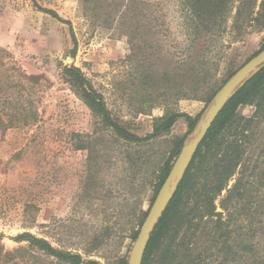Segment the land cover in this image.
I'll use <instances>...</instances> for the list:
<instances>
[{"label": "rangeland", "instance_id": "rangeland-1", "mask_svg": "<svg viewBox=\"0 0 264 264\" xmlns=\"http://www.w3.org/2000/svg\"><path fill=\"white\" fill-rule=\"evenodd\" d=\"M261 3L0 0V47L26 72L50 80L36 124L0 129V248H23L20 264H68L16 239L28 231L84 259L127 261L157 195L159 169L176 143L182 139V148L194 135L185 115L202 116L226 80L263 49ZM65 65L81 68L113 118L137 135L153 132L167 113L182 115L149 142H125L76 93ZM200 70H209L204 81L194 75ZM254 110L243 105L238 113ZM263 144L264 122L251 140L252 160Z\"/></svg>", "mask_w": 264, "mask_h": 264}, {"label": "trees", "instance_id": "trees-1", "mask_svg": "<svg viewBox=\"0 0 264 264\" xmlns=\"http://www.w3.org/2000/svg\"><path fill=\"white\" fill-rule=\"evenodd\" d=\"M39 7L63 20L56 11ZM261 8L259 14L264 13V0ZM199 27L195 25L194 31ZM200 71L194 74L197 81L206 80L209 70ZM63 73L102 123L125 142H149L169 131L182 115L167 113L156 120L153 132L137 135L113 118L103 94L94 88L81 68L65 65ZM49 83L45 74L26 72L7 49L0 47V129L36 124L40 118L41 91ZM243 105L255 107L251 116L238 113ZM185 116L192 132L200 116ZM262 122L264 67L236 90L212 123L151 234L142 264H264V144L257 146L255 160L249 151ZM181 141L159 169L155 195L172 167L171 160L180 152ZM143 164L146 169L151 167L149 161ZM232 180L235 181L230 186ZM16 239L28 241L30 246L64 263L101 264L96 259H84L78 252L56 247L48 239L28 231ZM2 250L0 264H20L15 260L22 257L23 248ZM119 264L127 261L123 258Z\"/></svg>", "mask_w": 264, "mask_h": 264}, {"label": "water", "instance_id": "water-1", "mask_svg": "<svg viewBox=\"0 0 264 264\" xmlns=\"http://www.w3.org/2000/svg\"><path fill=\"white\" fill-rule=\"evenodd\" d=\"M264 67V48L237 69L221 86L205 113L200 116L193 137L186 142L162 183L131 248L127 264H142L151 234L173 198L200 143L230 97Z\"/></svg>", "mask_w": 264, "mask_h": 264}]
</instances>
